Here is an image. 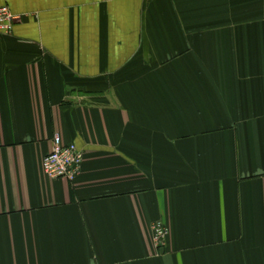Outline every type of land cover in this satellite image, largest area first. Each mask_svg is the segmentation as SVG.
<instances>
[{"label": "crops", "instance_id": "1", "mask_svg": "<svg viewBox=\"0 0 264 264\" xmlns=\"http://www.w3.org/2000/svg\"><path fill=\"white\" fill-rule=\"evenodd\" d=\"M2 5L0 264H264V0Z\"/></svg>", "mask_w": 264, "mask_h": 264}, {"label": "built area", "instance_id": "2", "mask_svg": "<svg viewBox=\"0 0 264 264\" xmlns=\"http://www.w3.org/2000/svg\"><path fill=\"white\" fill-rule=\"evenodd\" d=\"M21 18V15L12 13L8 6H0V35H11L15 22ZM51 144V151L41 160L43 174L49 179L74 180L84 159V153L73 143H64L58 133L54 134ZM149 230L153 247H161L168 236L167 226L158 221L152 223Z\"/></svg>", "mask_w": 264, "mask_h": 264}]
</instances>
